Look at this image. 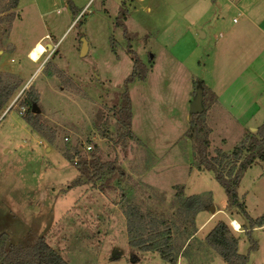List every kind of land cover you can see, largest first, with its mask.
<instances>
[{"label":"rangeland","instance_id":"rangeland-1","mask_svg":"<svg viewBox=\"0 0 264 264\" xmlns=\"http://www.w3.org/2000/svg\"><path fill=\"white\" fill-rule=\"evenodd\" d=\"M181 1L19 0L4 12L9 0H0V17L15 16L11 27L8 21L0 26V79L16 88L0 108V244L7 253L31 257L43 238L67 264H165L145 247L155 232L170 231V239L164 235L159 242L172 248L177 264H224L206 241L222 222L239 240L237 253L247 257L246 264H264V225L252 231L257 249L251 251L248 223L227 207L213 174L194 168L195 144L185 137L189 110L211 70L205 55L219 32L214 23L184 21ZM124 8L125 25L116 28ZM74 9L80 12L76 21ZM37 43L52 48L31 63ZM128 47L145 79L125 86L133 71ZM31 90L53 143L23 120L21 102ZM125 91L134 139L124 148L118 111ZM202 106L209 154L230 155L243 133L213 102L206 99ZM77 148L84 157L117 160L121 173L69 189L78 173L63 155ZM237 192L252 219L264 218L262 163L244 174Z\"/></svg>","mask_w":264,"mask_h":264},{"label":"trees","instance_id":"trees-1","mask_svg":"<svg viewBox=\"0 0 264 264\" xmlns=\"http://www.w3.org/2000/svg\"><path fill=\"white\" fill-rule=\"evenodd\" d=\"M18 2L19 0H9L8 6L4 8V12H10L16 9ZM122 5L124 6V4ZM68 6L74 8L70 1H68ZM73 13L74 21H76L80 12H76L74 9ZM14 17V14L6 16V20L0 17V26L5 21H8V25L11 27ZM126 19L127 10L124 8V10L119 12L116 18V28H123ZM128 48V54L132 56L133 60V71L125 81V86L133 83L135 80L143 81L145 79V71L143 70L141 63L136 59L130 47ZM9 80H15V78L13 79L12 77ZM16 81L18 82L17 79ZM15 89V86L12 87L8 81L5 82L0 79V108L5 105ZM198 89L202 91L203 103L206 99L211 103L214 102L215 98L212 97L211 91L204 88L202 82L198 84ZM121 99L122 106L118 111L120 121V135L118 142L125 148L128 142L134 139V135L131 130V102L127 91H125ZM38 102L39 96L32 90L25 95L21 102L25 110L23 120L26 125H28L34 132L41 135L47 142L53 143L54 134L51 135V133H49L50 130L42 124L41 115L32 113L33 105H37ZM204 116L205 109L199 115H191L189 128L185 133V137L188 140L193 141L195 144L194 168L199 172H209L213 174L215 181L226 193L227 207L237 209L241 218L248 223L249 229L247 230L246 235L251 240L252 231L256 228H261L264 225V218L260 220L252 219L248 215L245 205L239 202L237 191L244 174L254 164L262 163L264 166V122L256 133L247 132L243 142L236 147L230 155L217 151L214 156H211L208 152L209 132L204 124ZM244 154L247 155L244 156ZM63 158L72 164L78 173L77 178L68 186L69 189L77 188L87 183L100 181L103 178H109L121 173L120 165L117 160L103 162L95 153H91L89 156L84 157L78 148L74 149L73 154H70L67 151L64 152ZM199 210L201 211V208ZM164 235L170 239L171 232L167 231L165 234L155 232L152 237L153 240H151V243L145 247V250L158 254L165 264H177L176 259L172 256V248L166 249L165 246L159 242L164 238ZM206 241L208 246L218 254L224 264H246L247 257L241 256L237 253L239 240L234 236L229 226L225 223H218L206 236ZM251 242V251H256V244L252 240ZM4 246V244H0V264H67L43 238L36 242L31 257H26L18 252L7 253Z\"/></svg>","mask_w":264,"mask_h":264},{"label":"crops","instance_id":"crops-1","mask_svg":"<svg viewBox=\"0 0 264 264\" xmlns=\"http://www.w3.org/2000/svg\"><path fill=\"white\" fill-rule=\"evenodd\" d=\"M181 3L184 21L195 26L214 23L219 32L214 48L205 55L210 59L211 70L201 79L215 98L214 108L234 125L235 132L243 133V138L247 131L256 133L261 126H257V121L264 118V0H182ZM229 14H235L231 21L227 18ZM198 32L202 39L207 38L205 32ZM42 48L41 57L52 46L46 43ZM216 72L220 73L216 75Z\"/></svg>","mask_w":264,"mask_h":264},{"label":"water","instance_id":"water-1","mask_svg":"<svg viewBox=\"0 0 264 264\" xmlns=\"http://www.w3.org/2000/svg\"><path fill=\"white\" fill-rule=\"evenodd\" d=\"M87 51L86 43L83 44L82 51L80 53L81 57H85ZM203 112V106H202V91L197 90L195 97L193 98V101L190 105L189 113L190 115H199ZM32 113L33 114H39V109L37 108V105L34 104L32 107Z\"/></svg>","mask_w":264,"mask_h":264},{"label":"bare ground","instance_id":"bare-ground-1","mask_svg":"<svg viewBox=\"0 0 264 264\" xmlns=\"http://www.w3.org/2000/svg\"><path fill=\"white\" fill-rule=\"evenodd\" d=\"M42 52H43V48L41 46L37 45L33 47L29 53V59L37 62L39 58L41 57ZM232 225L235 228V230L238 231L237 223L233 222Z\"/></svg>","mask_w":264,"mask_h":264},{"label":"built area","instance_id":"built-area-1","mask_svg":"<svg viewBox=\"0 0 264 264\" xmlns=\"http://www.w3.org/2000/svg\"><path fill=\"white\" fill-rule=\"evenodd\" d=\"M90 149H91V148H90V147H88L86 150H87V151H90Z\"/></svg>","mask_w":264,"mask_h":264}]
</instances>
